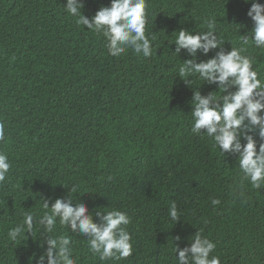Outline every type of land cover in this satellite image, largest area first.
Segmentation results:
<instances>
[{"label":"trees","instance_id":"obj_1","mask_svg":"<svg viewBox=\"0 0 264 264\" xmlns=\"http://www.w3.org/2000/svg\"><path fill=\"white\" fill-rule=\"evenodd\" d=\"M83 2L88 17L110 4ZM146 2V35L155 37L149 58L131 49L109 55L103 35L78 26L66 0H0V152L12 165L0 184V264H35L47 247L38 226L15 242L8 230L24 212L38 220L44 199L66 195L93 215L118 209L131 218L133 255L108 261L57 221L54 235L72 238L75 264H176L175 245L189 246L197 231L215 242L220 264H264V186L242 180L234 155L192 133L193 92L216 86L180 77L190 57L174 53L181 28L206 31L214 20L225 49L243 47L264 83V48L243 44L251 4ZM173 201L176 223L168 215Z\"/></svg>","mask_w":264,"mask_h":264},{"label":"clouds","instance_id":"obj_2","mask_svg":"<svg viewBox=\"0 0 264 264\" xmlns=\"http://www.w3.org/2000/svg\"><path fill=\"white\" fill-rule=\"evenodd\" d=\"M244 2L251 4L247 16L253 27L248 32L250 36L243 35V44L251 40L256 48H264V3ZM64 7L78 26L103 35L109 55L119 57L127 49L144 58L153 55L155 37L150 32L146 35V0H110L108 6L100 7L91 17L82 12L83 0H66ZM215 29L216 22L209 20L206 31L181 28L175 38L174 53L180 56L183 50L190 57L179 67V76H197L204 84L216 86L207 95L199 90L193 92L191 131L210 137L224 156L234 155L243 174L242 180L260 189L264 186V83L253 70L252 58L242 54L245 49H225V42L218 38ZM183 81L188 85L191 82ZM5 139V124L0 122V142ZM11 167L8 155L0 152V184L6 180ZM76 190L75 186L71 189ZM212 204L218 205L220 200L213 199ZM43 209L38 220L34 213L24 212L22 222L7 233L8 239L15 242L32 234L38 226L39 235L43 237L41 247L44 244L47 247L35 264H75L72 238L54 235L57 221L61 227L85 237L89 250L101 261L123 260L133 255L132 235L127 230L131 218L126 212L114 209L93 215L84 203H74L70 195L57 197L51 203L44 199ZM168 215L175 223L180 219L174 201ZM174 239L180 241L181 237L177 235ZM215 248V242L197 231L189 246L181 249L175 245L176 264H220V258L211 255Z\"/></svg>","mask_w":264,"mask_h":264}]
</instances>
